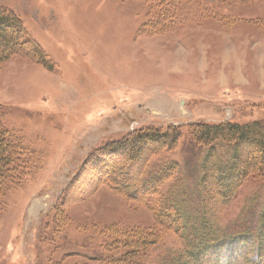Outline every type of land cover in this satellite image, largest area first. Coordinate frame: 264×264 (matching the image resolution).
<instances>
[{
	"label": "rangeland",
	"instance_id": "1",
	"mask_svg": "<svg viewBox=\"0 0 264 264\" xmlns=\"http://www.w3.org/2000/svg\"><path fill=\"white\" fill-rule=\"evenodd\" d=\"M179 3L177 23L150 34L141 1L0 0L52 63L0 64L1 123L29 168L2 198L0 264H117L136 230L158 238L134 264H249L259 252L264 264V183L245 176L227 196L233 150L197 147L186 128L264 120V0ZM169 125L180 139L144 161L134 187L116 170L92 191L75 184L100 147ZM116 158L135 175L134 159Z\"/></svg>",
	"mask_w": 264,
	"mask_h": 264
},
{
	"label": "trees",
	"instance_id": "2",
	"mask_svg": "<svg viewBox=\"0 0 264 264\" xmlns=\"http://www.w3.org/2000/svg\"><path fill=\"white\" fill-rule=\"evenodd\" d=\"M135 1L145 3L148 15H152L141 27L144 32L148 31V28L151 31L150 34L167 32L177 23L179 15L176 12L180 6V0ZM17 54L28 57L48 69L52 65L42 47L24 29L16 14L9 9L0 7V64ZM180 128L173 125H169L164 131L157 127L139 128L129 132L127 136L111 145L106 144L100 147L95 157L96 164L92 165L93 169H90L88 173L83 171L76 175L75 184H85L86 188L92 191L94 185L99 182L104 183L106 177H112L116 170L119 171L125 188L134 187L133 183L137 181L136 175L141 174L144 161L158 151L173 149L181 137ZM186 128L189 129L190 138L197 147L223 144L233 150L229 163L224 164V175L221 176L226 179L228 184V189L225 190L227 196L237 185L242 184L245 176L257 177L264 183V120L244 124L231 121H222L217 124L198 122L190 124ZM22 153V147L13 143L12 134L2 125L0 119V212L4 207L3 196L9 188L18 186L23 175L29 170L26 155ZM119 154L134 159V162L138 164L135 175L132 165L125 167L123 164H118L120 162L116 157ZM212 161H216L213 154H207L205 164H209L213 168ZM213 182L216 185L219 180L214 179ZM152 183L137 187L138 194L152 190ZM215 188L219 192V185ZM173 220L175 219L173 218ZM166 229L171 228L167 227ZM205 230L209 233L207 228ZM136 231H131L132 235L126 232L128 235L122 238L123 240H119L118 247L124 250V256L120 258L119 264H134L137 262L135 257L138 250L156 243L155 239L158 238L156 232L140 234L141 231ZM259 253L249 261V264H262L260 258L262 256ZM115 261L117 262V259Z\"/></svg>",
	"mask_w": 264,
	"mask_h": 264
},
{
	"label": "bare ground",
	"instance_id": "3",
	"mask_svg": "<svg viewBox=\"0 0 264 264\" xmlns=\"http://www.w3.org/2000/svg\"><path fill=\"white\" fill-rule=\"evenodd\" d=\"M39 203V202H38ZM37 203H33V205H32V210H35L36 209V207H37ZM39 206V205H38Z\"/></svg>",
	"mask_w": 264,
	"mask_h": 264
}]
</instances>
